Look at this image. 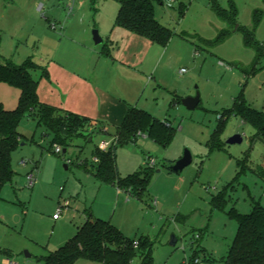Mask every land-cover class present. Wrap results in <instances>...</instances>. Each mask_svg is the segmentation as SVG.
I'll list each match as a JSON object with an SVG mask.
<instances>
[{"label":"rangeland","instance_id":"obj_1","mask_svg":"<svg viewBox=\"0 0 264 264\" xmlns=\"http://www.w3.org/2000/svg\"><path fill=\"white\" fill-rule=\"evenodd\" d=\"M167 1L154 7L157 21L172 31L162 47L146 38L121 41V28L115 26L119 6L111 0H0V14L9 9L0 17V55L16 65L31 58L39 67L30 73L38 83L39 101L65 109L59 101H46L57 95L48 87L49 76L43 75L49 60L63 53L64 36L89 41L97 55L115 66L103 68L102 85L92 87L94 103L72 111L96 120L97 130L90 137L73 138L55 154L52 134L31 117L21 120L20 139L10 154L13 175L0 192V263L8 252L18 264H41L38 259L54 251L56 240H68L93 214L111 220L128 239L147 237L153 243L154 264H186L193 257L202 264H228L225 257L238 228L230 211L249 214L253 203L264 207V142L251 125L226 114L239 94L264 112V0ZM214 6L234 11L235 24L221 20ZM255 12L260 13L256 25ZM244 30L253 31V47L244 44ZM94 31L102 41L98 45ZM222 32L227 37L215 42ZM196 93L199 104L188 110L182 100ZM19 94L0 83L3 108L15 109ZM129 107L168 121L174 134L167 146L143 134L135 143L118 147L121 177L154 160L146 192L126 199L117 197L115 186L92 175V154L101 142L112 141L117 116ZM220 117L225 120L221 126ZM235 135L241 142L227 144ZM185 151L190 165L179 174L171 172ZM30 172L36 178L32 189L26 186ZM217 198L224 202L221 208L213 205ZM74 264L99 263L79 259Z\"/></svg>","mask_w":264,"mask_h":264},{"label":"trees","instance_id":"obj_2","mask_svg":"<svg viewBox=\"0 0 264 264\" xmlns=\"http://www.w3.org/2000/svg\"><path fill=\"white\" fill-rule=\"evenodd\" d=\"M90 1L95 4L99 0ZM111 1L119 6L115 16V26L146 38L152 44L162 47L167 45L172 31L160 24L154 16L155 5H163V0ZM214 12L221 20L235 24L234 11L228 13L214 6ZM180 13H183L181 8ZM259 17L260 13L255 12V25ZM243 32L244 44L253 47V31L244 30ZM227 35L228 32L220 33L215 42ZM37 68L39 67L31 58L20 65L0 58V83L17 88L20 93L15 109L6 110L0 104V192L2 187L11 181L13 175L10 154L18 145L20 139L18 126L24 117L35 119L38 126L44 127L52 134L50 148L66 147L73 138H88L98 127V124H92L89 118L41 103L37 95L38 83L30 74ZM43 75H47L44 70ZM230 113L238 116L243 123L251 125L256 132L255 137L264 142L263 111L252 108L243 95L239 94L233 100L232 109L226 111L227 115ZM219 121L221 126L225 120L220 117ZM220 126L212 135L214 140L218 136ZM138 132L146 134L162 146H167L173 138L174 129L168 121L159 120L144 110L129 108L115 130L113 136L116 137L115 141L106 151L97 148L93 152L92 158H96L97 162H93L95 166L92 175L100 182L112 184L118 190L140 198L148 188L153 166L144 167L125 177L119 175L116 166L118 147L122 144L135 143ZM260 173L264 175V171ZM223 203L222 199L213 200L215 208H221ZM230 214L236 220L238 228L225 257L226 262L228 264H264V207L259 203H253L249 214H238L234 209L230 211ZM135 242L136 246H134ZM152 247L153 243L147 237L128 239L109 221L95 218L87 220L72 238L57 250L39 258L38 262L74 264L77 260L83 259L99 264H134L135 260L138 261L137 264H154ZM196 258L193 257V259Z\"/></svg>","mask_w":264,"mask_h":264},{"label":"crops","instance_id":"obj_3","mask_svg":"<svg viewBox=\"0 0 264 264\" xmlns=\"http://www.w3.org/2000/svg\"><path fill=\"white\" fill-rule=\"evenodd\" d=\"M40 8L41 5L39 6V9ZM2 12L3 14H7L9 12V9L4 8ZM3 14H0L1 18L4 16ZM118 35L121 37V41H123L124 39L125 41L134 40V42H137V40L142 39V37L124 31V29L119 30ZM64 37L63 40H65V42L67 43L64 47L63 53L58 59L51 58L49 60V64L47 66L48 71H46L47 73L46 77L49 76L47 78L48 87L49 89H51V92L57 96L56 98H52L46 101L54 105L57 103V101H59L60 102L59 105L65 107V109L62 110L69 111L71 113H74L72 111L80 112L83 111L85 107L94 103L95 100H93L90 97L91 95L90 93L92 91L93 86L102 85L101 81L102 78L104 77L103 72L106 71L103 70V68L109 66V69H113V67L115 66L114 63H112L109 59L97 55L96 51L93 50L91 46H89V41L87 40L83 41L82 39L72 40L68 35L65 38ZM1 43L2 42H0V46ZM0 58L3 59L1 55ZM59 95H62L63 97L61 98ZM40 102L46 104L45 102L42 101ZM128 109L125 112L124 111L120 112L119 115L117 116L119 118V124L117 125V127L121 124ZM83 117L89 118L92 121V124L97 123L96 120L90 117L87 116H83ZM39 177H40V181L42 182V174ZM115 190L117 197L126 196V199L131 198L128 192L123 190H118L117 188H115ZM154 202L155 204H157L156 200ZM95 218L105 220L91 214L89 215L88 218L85 219L84 223L87 220L95 219ZM107 221H109L113 226L117 228V226L114 223H112L111 220H107ZM77 230L78 227L75 229L73 234L68 238V240L74 236ZM66 237L67 236H65L61 240H56L54 242L53 244L54 245L53 247H55L54 251L68 241L66 240L67 239ZM56 246L58 247L56 248ZM50 252L53 251L47 252L44 256L48 255V253ZM4 255L5 257H2V259L11 257L8 252H5Z\"/></svg>","mask_w":264,"mask_h":264},{"label":"water","instance_id":"obj_4","mask_svg":"<svg viewBox=\"0 0 264 264\" xmlns=\"http://www.w3.org/2000/svg\"><path fill=\"white\" fill-rule=\"evenodd\" d=\"M93 42L95 45L100 44L101 38L98 36V33L96 31L93 32ZM199 94L196 93L195 97L192 98H185L184 100H182V104L185 108H187L188 110H194L198 104H199ZM89 141H91V138L88 139ZM241 137L239 135H235L233 137H231L230 139H228V141L226 142L227 144H236V143H240L241 142ZM62 153H65V150L62 151ZM191 163V156L190 153L188 151H185L183 156L181 158H179L177 161H175V163L170 167V171L175 173V174H179L183 171L184 168H186L188 165H190ZM176 243V240L173 239L171 241V245H174ZM30 255H28L27 253H25V257L29 258Z\"/></svg>","mask_w":264,"mask_h":264},{"label":"built area","instance_id":"obj_5","mask_svg":"<svg viewBox=\"0 0 264 264\" xmlns=\"http://www.w3.org/2000/svg\"><path fill=\"white\" fill-rule=\"evenodd\" d=\"M167 4H168V5L171 4L170 0L167 1ZM71 12H72V6H71V5H68V7H67V15H70ZM51 28H52V29H55V25H51ZM140 136H143V134L140 133V132H138V133L136 134V137L138 138V137H140ZM115 139H116V137H113V139H112L111 142H101L100 145H99V148H98V149L101 150V151H106V150L109 148V146L115 141ZM53 152H54L55 154H59V153H60V149H59V147H58V146H55ZM93 162L96 163V162H97V159L94 158V159H93ZM153 165H154V160H153V159H151V160L148 159L147 166L152 167ZM35 181H36V178H35V175H33L32 172H30V173H28V174L26 175V186H27L28 188L32 189V188L34 187V185H35ZM65 206H67V203H66V202L64 203L63 206H60V207L56 210V215H60V213H61V208H62V207H65ZM136 245H137V243L135 242V243H134V246H136ZM0 264H18V263L15 262L12 258H3V259L1 260V263H0ZM186 264H201V262H200V260H199L198 258H196V259H192V260H190V261L187 262Z\"/></svg>","mask_w":264,"mask_h":264}]
</instances>
